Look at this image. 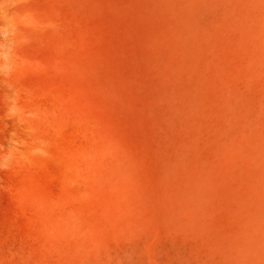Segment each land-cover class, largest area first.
Returning <instances> with one entry per match:
<instances>
[{
  "label": "rangeland",
  "instance_id": "obj_1",
  "mask_svg": "<svg viewBox=\"0 0 264 264\" xmlns=\"http://www.w3.org/2000/svg\"><path fill=\"white\" fill-rule=\"evenodd\" d=\"M3 144L0 264H264V0H0Z\"/></svg>",
  "mask_w": 264,
  "mask_h": 264
},
{
  "label": "bare ground",
  "instance_id": "obj_2",
  "mask_svg": "<svg viewBox=\"0 0 264 264\" xmlns=\"http://www.w3.org/2000/svg\"><path fill=\"white\" fill-rule=\"evenodd\" d=\"M15 98H16V97H15ZM18 100H19V99H18ZM18 100H17V101H18ZM17 101H16V102H17ZM34 104H35V103H34ZM16 105H17V103H16ZM16 105H15V107H16ZM27 105H28V104H27ZM27 105H26V106H27ZM35 106H36V105H35ZM33 107H34V106H33ZM38 107H39V106H38ZM20 108H21V107H20ZM17 109H19V106H18ZM37 109H38V108H37ZM12 110H13V109H12ZM15 110H16V109H15ZM24 110H25V109H24ZM25 111H26V110H25ZM11 112H12V111H11ZM33 112H34V111H33ZM37 113H38V112H37ZM27 114H28V113H27ZM11 115H14V114L12 113ZM16 115H17V117H20V118H21V115H20L19 111L17 112ZM32 115H33V114H32ZM17 117H16V118H17ZM15 122H16V121H15ZM30 122H32V121H30ZM33 125H34V123H33ZM15 127H16V126H15ZM13 128H14V127H13ZM15 129H16V128H15ZM13 132H16V133H14L15 136L12 135L13 138L19 136V131H18V129H17V131L14 130ZM20 132H21V131H20ZM21 133H22V132H21ZM22 134H23V133H22ZM25 135H27V134H25ZM9 136H10V134H9ZM23 136H24V135H23ZM27 136L29 137V135H27ZM10 138H11V136H10ZM10 140H11V139H10ZM10 142L12 143V141H10ZM11 147H12V146H11ZM11 147H10V148H6V147H5V144H3V146H2V150H1V154H0V159H6L7 161H9V162H11V163L13 162L14 159L12 158V156H10V155H8V154H9L12 150H14V147H15V146L12 147V148H11ZM26 148H27V147H26ZM33 148H34V147H33ZM31 149H32V148H31ZM30 151H31V150H30ZM13 155H14V153H13ZM17 162H18V161H17ZM14 163H15V161H14ZM5 173H6V172H5ZM8 173H9V172H8ZM8 173H6V174H7V175L11 174V173H9V174H8ZM7 175H6V176H7ZM10 176H11V175H10ZM0 179L5 180V179H3V178H1V177H0ZM10 181H11V180H10ZM2 182H3V181H2ZM3 183H4V182H3ZM45 200H46V199H45ZM47 203H49V202H47ZM47 203H46V205H47ZM43 204H44V203H43ZM49 204H50V203H49ZM46 205H45V206H46ZM47 207H48V206H47ZM50 210H51V209H49L48 211L50 212ZM45 211H46V210H45ZM43 214H44V213H43ZM46 214H47V213H46ZM50 214H51V213H50ZM43 217H44V216H43ZM44 219H45V217H44ZM46 219H48V217H47ZM45 221H46L45 223L47 224V220H45ZM53 222H54V221H53ZM49 223H50V222H49ZM49 223H48V224H49ZM50 225H51V224H49V226H47V227L50 228V227H51ZM45 227H46V225H45ZM48 228H47V229H48ZM51 229H52V228H51ZM53 230H54V229H53ZM51 231H52V230H51ZM51 231L49 230V232H51ZM46 234H47V232H46ZM47 235H48V234H47ZM47 235H46V236H47ZM43 240H44V239H43ZM34 243H35V242H34Z\"/></svg>",
  "mask_w": 264,
  "mask_h": 264
}]
</instances>
